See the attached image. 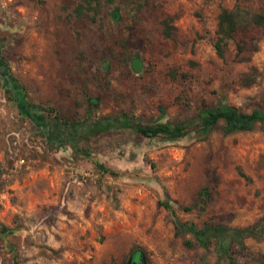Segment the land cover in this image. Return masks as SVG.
Instances as JSON below:
<instances>
[{"label":"rangeland","instance_id":"1","mask_svg":"<svg viewBox=\"0 0 264 264\" xmlns=\"http://www.w3.org/2000/svg\"><path fill=\"white\" fill-rule=\"evenodd\" d=\"M80 2L0 0L2 59L19 84L17 103L0 77V223L8 236L0 264H126L134 250L145 264H224L215 244L204 248L177 231L160 202L169 197L178 217L197 226L259 221V125L225 134L219 122L205 140L178 141L129 128L83 133L82 125L123 113L147 123L160 106L165 119L180 121L202 100L264 110V28L247 39L244 58L236 56L240 33L221 58L218 14L234 0H103L96 21L74 12ZM263 2L240 4L258 11ZM172 68L188 77H172ZM245 244L235 249L239 264H264V237Z\"/></svg>","mask_w":264,"mask_h":264},{"label":"trees","instance_id":"2","mask_svg":"<svg viewBox=\"0 0 264 264\" xmlns=\"http://www.w3.org/2000/svg\"><path fill=\"white\" fill-rule=\"evenodd\" d=\"M234 1L235 3L232 7H222L219 11L214 49L219 57L224 58L229 42L235 40L236 35L240 33L242 34L241 38L236 39V56L242 59L244 58L242 54L247 44V39L252 41L255 29L264 28V2L258 11H252L240 4L241 1L250 0ZM103 6V0H81L74 12L96 21L97 15L102 11ZM118 15L116 10L111 11L110 16L112 18L115 19ZM170 22L171 19L168 17L162 21L165 36H169L171 33L172 25ZM193 64L196 63L193 62ZM171 76L187 78L188 74L179 72L177 68H172ZM253 80L254 78L251 76L246 81L250 84ZM159 111V116L147 123H136L125 113L117 118L103 117L90 125L83 123V133L85 131L89 133L106 131L110 128H129L148 138L160 137L168 141H178L182 138L205 140L219 122H222L221 129L225 134L251 131L257 125L264 131V110L253 107L250 111H243L239 107L222 100L215 105H209L205 100H202L193 116L180 121L165 119V110L161 106ZM95 164L99 169L102 168L105 171L100 163L96 162ZM160 203L171 215L177 231L191 233L204 248H209L211 244H215L217 258L218 260H224V264H239L235 249L245 250L247 248L245 244L247 237H264V216L249 226H228L210 222L197 226L193 221L181 220L178 217L169 197H165ZM186 244L189 245L191 242L187 240ZM133 252L135 250L131 253Z\"/></svg>","mask_w":264,"mask_h":264},{"label":"water","instance_id":"3","mask_svg":"<svg viewBox=\"0 0 264 264\" xmlns=\"http://www.w3.org/2000/svg\"><path fill=\"white\" fill-rule=\"evenodd\" d=\"M0 63H1L0 64V67H1L0 77L3 80H5L8 86L13 88V91H12L13 96L15 100L17 101V103H19L16 91H15V89L19 86V84L17 81H14L11 71L8 70V68L4 67L6 64L1 56H0ZM131 66L135 72H139L142 67L141 61L139 60V58L137 57L133 58L131 61ZM0 238L4 241L5 245L8 246L6 235L3 234L1 231H0ZM126 264H145V259L141 252L135 251L129 255Z\"/></svg>","mask_w":264,"mask_h":264},{"label":"flooded vegetation","instance_id":"4","mask_svg":"<svg viewBox=\"0 0 264 264\" xmlns=\"http://www.w3.org/2000/svg\"><path fill=\"white\" fill-rule=\"evenodd\" d=\"M1 49H2V47H1V44H0V56L2 57V54H1ZM1 64V63H0ZM5 68H7V66L5 65L4 66ZM0 70H1V67H0ZM0 231L3 233V234H5L6 235V227H5V225H3L2 223H0ZM8 236L6 235V238H7ZM0 241H2L3 243H4V241L0 238ZM8 241V240H7Z\"/></svg>","mask_w":264,"mask_h":264}]
</instances>
